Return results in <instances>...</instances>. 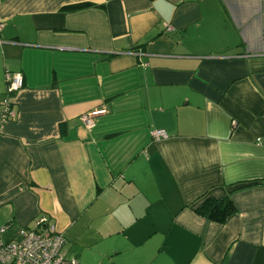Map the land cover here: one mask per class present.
<instances>
[{"label":"crops","instance_id":"0c3cea01","mask_svg":"<svg viewBox=\"0 0 264 264\" xmlns=\"http://www.w3.org/2000/svg\"><path fill=\"white\" fill-rule=\"evenodd\" d=\"M6 72L2 242L45 216L82 264H264V0H0V105Z\"/></svg>","mask_w":264,"mask_h":264},{"label":"built area","instance_id":"2783aa9c","mask_svg":"<svg viewBox=\"0 0 264 264\" xmlns=\"http://www.w3.org/2000/svg\"><path fill=\"white\" fill-rule=\"evenodd\" d=\"M23 77L18 72L5 73V98L0 105V124L15 119L13 109L15 93L22 87ZM94 113H83L80 119L86 127L94 123ZM154 139L166 138L163 129H153ZM34 229L20 228L19 238L14 242L4 243L0 238V262L2 264H82L75 258H68L62 251L65 242L53 222L45 216H39ZM3 228H0L2 231Z\"/></svg>","mask_w":264,"mask_h":264},{"label":"trees","instance_id":"16d2710c","mask_svg":"<svg viewBox=\"0 0 264 264\" xmlns=\"http://www.w3.org/2000/svg\"><path fill=\"white\" fill-rule=\"evenodd\" d=\"M235 211L236 208L228 195L218 199L204 198L195 208L198 215L217 223H224Z\"/></svg>","mask_w":264,"mask_h":264}]
</instances>
